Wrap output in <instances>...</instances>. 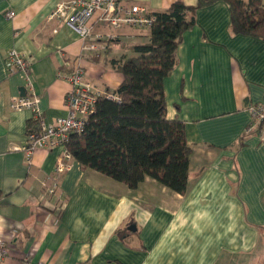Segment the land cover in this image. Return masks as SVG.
Instances as JSON below:
<instances>
[{"label": "crops", "instance_id": "1", "mask_svg": "<svg viewBox=\"0 0 264 264\" xmlns=\"http://www.w3.org/2000/svg\"><path fill=\"white\" fill-rule=\"evenodd\" d=\"M68 1L0 0L3 264H264V128L248 132L256 122L249 107L264 103V42L234 35L223 2L194 14L164 82L167 117L186 124L193 146L185 195L151 177L132 190L75 160L56 177L64 147L37 149L30 160L22 150L37 121L31 110L10 108L12 97L30 91L25 73L7 71L8 52L28 58L41 116L52 123L68 114L64 77L77 63L87 80L115 90L123 76L112 61L150 43L148 29L115 30L95 17L102 39L99 50H86L63 21L49 19ZM121 1L155 14L198 0Z\"/></svg>", "mask_w": 264, "mask_h": 264}, {"label": "trees", "instance_id": "2", "mask_svg": "<svg viewBox=\"0 0 264 264\" xmlns=\"http://www.w3.org/2000/svg\"><path fill=\"white\" fill-rule=\"evenodd\" d=\"M218 2L229 8L234 35L264 42L263 0H198L196 6L177 1L155 13L150 43L135 47L133 56L112 61L123 76L111 90L118 100L100 98L83 132L70 136L67 149L73 160L132 190L151 177L186 194L193 146L186 124L167 117L164 82L177 66L185 34L195 27L196 11ZM258 127L264 128V120Z\"/></svg>", "mask_w": 264, "mask_h": 264}, {"label": "built area", "instance_id": "3", "mask_svg": "<svg viewBox=\"0 0 264 264\" xmlns=\"http://www.w3.org/2000/svg\"><path fill=\"white\" fill-rule=\"evenodd\" d=\"M13 11L8 13V17H14ZM112 27L115 30L121 27H132L137 29H148L156 21L154 14L148 12L147 8L141 5H127L121 0H70L56 5L49 16L50 20L63 21L72 29L85 43V49L90 52L99 50V42L102 36L95 33L92 22L94 18ZM6 68L11 74L22 72L26 75V85L29 94L24 96H15L10 100L12 110H31L37 121V127L27 132L26 144L23 147L27 159L30 160L32 154L37 149H54L64 147V152L58 158L55 172L56 177L61 172L70 168L73 160L72 154L67 149V143L71 135L81 134L85 123L90 114L95 110L96 104L100 98L108 100H118L111 90H106L86 79V70L77 63L72 72L64 78L70 83L71 91L66 98L68 114L65 117L58 118L52 123H47L41 116L40 98L34 92V84L29 76L30 64L28 58L13 49L6 57ZM249 112L256 121L248 127V132L253 131L256 125L264 120L263 104L249 107ZM53 179V185L47 190L50 194L56 192L58 181ZM47 184L44 183L43 187ZM7 242L0 237V264L4 263L8 250Z\"/></svg>", "mask_w": 264, "mask_h": 264}, {"label": "rangeland", "instance_id": "4", "mask_svg": "<svg viewBox=\"0 0 264 264\" xmlns=\"http://www.w3.org/2000/svg\"><path fill=\"white\" fill-rule=\"evenodd\" d=\"M116 44H119V43H115L114 45H116ZM115 50L119 51L118 48H116Z\"/></svg>", "mask_w": 264, "mask_h": 264}]
</instances>
